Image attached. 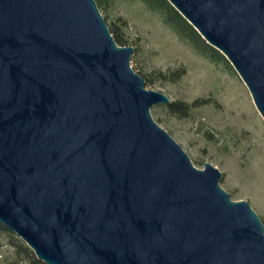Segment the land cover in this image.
Returning <instances> with one entry per match:
<instances>
[{
  "label": "water",
  "instance_id": "1",
  "mask_svg": "<svg viewBox=\"0 0 264 264\" xmlns=\"http://www.w3.org/2000/svg\"><path fill=\"white\" fill-rule=\"evenodd\" d=\"M264 120V0H167ZM95 0H0V224L44 264H264V225L150 114Z\"/></svg>",
  "mask_w": 264,
  "mask_h": 264
},
{
  "label": "rangeland",
  "instance_id": "2",
  "mask_svg": "<svg viewBox=\"0 0 264 264\" xmlns=\"http://www.w3.org/2000/svg\"><path fill=\"white\" fill-rule=\"evenodd\" d=\"M99 11L133 47L130 66L145 88L190 105L178 116L156 104L154 121L195 167H216L220 187L232 200L248 201L264 225V120L233 67L179 35L153 0H108ZM177 70L182 74L171 78ZM16 244L27 247L13 232L0 231V264L16 258Z\"/></svg>",
  "mask_w": 264,
  "mask_h": 264
},
{
  "label": "trees",
  "instance_id": "3",
  "mask_svg": "<svg viewBox=\"0 0 264 264\" xmlns=\"http://www.w3.org/2000/svg\"><path fill=\"white\" fill-rule=\"evenodd\" d=\"M108 0H95L98 9L99 6L106 4ZM159 8L163 9L166 15V20L170 23L178 32L179 35L189 40L195 46L202 48L203 50L209 52V54L215 58L225 59V57L215 48L208 45L198 34V32L190 25L179 12L171 6L167 0H153ZM109 28V27H108ZM111 35L113 36L115 42L120 45H126V41L122 35L117 33V28H109ZM182 74V71L177 70L171 73V78L178 79ZM168 111L171 114L178 116H186L190 105L182 101H171L166 104ZM0 231H9L7 228L0 224ZM15 256L16 258L9 262L8 264H44L43 262L37 260L34 254L28 250L27 247L22 244H16L15 246Z\"/></svg>",
  "mask_w": 264,
  "mask_h": 264
}]
</instances>
